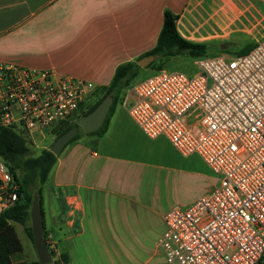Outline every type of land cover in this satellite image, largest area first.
Segmentation results:
<instances>
[{"label":"crops","instance_id":"1","mask_svg":"<svg viewBox=\"0 0 264 264\" xmlns=\"http://www.w3.org/2000/svg\"><path fill=\"white\" fill-rule=\"evenodd\" d=\"M166 9L182 37L226 50L219 54L246 53L264 37V0H0V61L89 81L96 90L118 64L155 46ZM52 168L40 207L59 264H169L157 243L165 213L217 183L196 194L195 178L208 166L164 136H146L123 100L101 136L64 146Z\"/></svg>","mask_w":264,"mask_h":264},{"label":"built area","instance_id":"2","mask_svg":"<svg viewBox=\"0 0 264 264\" xmlns=\"http://www.w3.org/2000/svg\"><path fill=\"white\" fill-rule=\"evenodd\" d=\"M194 63L192 75L157 69L123 97L146 136L197 154L218 178L208 193L165 213L158 247L169 264H256L264 256V37L246 53ZM93 90L89 81L0 61V125L35 144L36 132L69 118ZM18 197L0 156V212Z\"/></svg>","mask_w":264,"mask_h":264},{"label":"trees","instance_id":"3","mask_svg":"<svg viewBox=\"0 0 264 264\" xmlns=\"http://www.w3.org/2000/svg\"><path fill=\"white\" fill-rule=\"evenodd\" d=\"M209 53L207 44L194 42L182 37L176 29V15L170 10H164L163 23L155 46L138 56L134 61L118 64L110 82L106 86H102L92 92V96L95 97L94 100L89 98L87 101L82 102L73 115L54 125L51 130L54 135L53 140L71 128H76L77 131L67 143L78 139L82 134L101 136L107 129L115 106L122 102L126 90L135 82V76L143 68L137 63L140 58L154 55V59L145 66L150 67L159 59L169 60L180 55H186L195 60L199 57L210 55L211 53ZM107 95L112 96V102L102 125L93 132H83L77 124L78 118L92 111ZM32 145L25 134L11 127L0 125V156L19 185L18 200L12 206L0 212V264H41L38 259L28 261L13 258L16 254L21 253L22 245L11 221L22 224L25 233L33 243L31 226L26 224L30 221L29 209L32 196L34 192H37L39 204L41 203L42 185L47 180L48 174L57 159V155L49 150V146L40 149L36 155L32 154ZM43 237L50 254L53 255L52 247L48 244L44 229ZM62 259L65 260V256H62ZM45 264L59 263L54 260ZM256 264H264V256Z\"/></svg>","mask_w":264,"mask_h":264},{"label":"water","instance_id":"4","mask_svg":"<svg viewBox=\"0 0 264 264\" xmlns=\"http://www.w3.org/2000/svg\"><path fill=\"white\" fill-rule=\"evenodd\" d=\"M154 59V55H147L145 57L137 60V63L141 67L147 66ZM112 102V96H105L89 113L81 116L77 120V124L85 133H90L97 130L103 123L109 107ZM76 128H71L58 136L49 146V150L58 155L65 144L74 136L76 133ZM30 226L32 233L33 245L41 264L50 263L52 261V256L46 245L43 237V223H42V213L39 204V196L37 192L33 193L32 202L29 209Z\"/></svg>","mask_w":264,"mask_h":264},{"label":"rangeland","instance_id":"5","mask_svg":"<svg viewBox=\"0 0 264 264\" xmlns=\"http://www.w3.org/2000/svg\"><path fill=\"white\" fill-rule=\"evenodd\" d=\"M236 48H232L230 51L234 52L236 51ZM225 49H214V50H210V55H216L219 54L221 52H225ZM244 50H242V52H244ZM167 68V69H172V70H180L188 75H192V73L196 70V65L194 63V59L186 56V55H180L171 59H166V60H158L155 62L154 65L150 66V67H143L142 69H140L137 73V75L134 78V81H138L141 79H144L150 75H152L153 73H155L156 69L155 68ZM91 97L92 93L89 95L88 99L90 98L92 100ZM87 99V100H88ZM86 100V101H87ZM196 114V110L192 109L191 111L188 112L186 117H189V122H193L194 119L192 118L194 115ZM84 135V134H82ZM43 136V137H42ZM33 140L35 142V144L32 145L31 148V153L36 155L39 153L40 149L46 147L47 145L50 144V135L48 134V131L45 129L43 131V133H39L36 132L33 135ZM72 142H69L66 144V146H69L70 144H72ZM52 170L49 172L47 180L45 181V183L42 185V191H46V187H48L51 182H52ZM217 176L214 175L212 172H209V174H207L206 176L202 177V179H197L195 178V186H194V191L196 192V194L201 190V188L207 184L212 185L215 181H217ZM14 224L16 233L19 237V239L21 240L22 243V251L19 254H16L15 256H13L14 259H18V258H22L24 255L28 256L30 253L35 252V248L32 244V242L27 238L23 227L21 224L17 223V222H12ZM27 224H30V221L27 222ZM57 256L53 255L52 259L56 260Z\"/></svg>","mask_w":264,"mask_h":264}]
</instances>
